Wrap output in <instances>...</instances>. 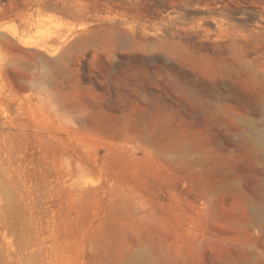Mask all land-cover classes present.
I'll use <instances>...</instances> for the list:
<instances>
[{
  "label": "rangeland",
  "instance_id": "1",
  "mask_svg": "<svg viewBox=\"0 0 264 264\" xmlns=\"http://www.w3.org/2000/svg\"><path fill=\"white\" fill-rule=\"evenodd\" d=\"M264 0H0V264H264Z\"/></svg>",
  "mask_w": 264,
  "mask_h": 264
},
{
  "label": "bare ground",
  "instance_id": "2",
  "mask_svg": "<svg viewBox=\"0 0 264 264\" xmlns=\"http://www.w3.org/2000/svg\"><path fill=\"white\" fill-rule=\"evenodd\" d=\"M255 131L259 134L260 138L264 140V130L256 128Z\"/></svg>",
  "mask_w": 264,
  "mask_h": 264
}]
</instances>
